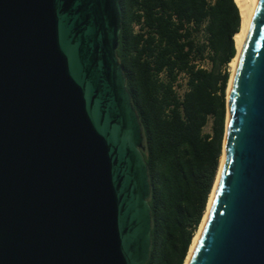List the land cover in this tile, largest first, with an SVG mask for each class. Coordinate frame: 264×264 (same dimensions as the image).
Wrapping results in <instances>:
<instances>
[{"label":"water","instance_id":"95a60500","mask_svg":"<svg viewBox=\"0 0 264 264\" xmlns=\"http://www.w3.org/2000/svg\"><path fill=\"white\" fill-rule=\"evenodd\" d=\"M120 0H0V264H146L151 185ZM237 34V33H236ZM189 264H264V0Z\"/></svg>","mask_w":264,"mask_h":264},{"label":"trees","instance_id":"16d2710c","mask_svg":"<svg viewBox=\"0 0 264 264\" xmlns=\"http://www.w3.org/2000/svg\"><path fill=\"white\" fill-rule=\"evenodd\" d=\"M120 2L118 56L140 116L151 185L146 264H185L221 164L240 9L235 0Z\"/></svg>","mask_w":264,"mask_h":264},{"label":"bare ground","instance_id":"6f19581e","mask_svg":"<svg viewBox=\"0 0 264 264\" xmlns=\"http://www.w3.org/2000/svg\"><path fill=\"white\" fill-rule=\"evenodd\" d=\"M235 2L237 3L239 9H240V14H241V28L240 31L235 35L234 39H235V45L237 48V54L236 56L232 59V61L230 62V80L228 83V88H227V96L229 99L230 96V92L232 90L233 87V83H234V78H235V74L237 72L238 69V65L240 62V58L242 55V52L244 50V47L246 45V42L248 40V36L250 34L251 31V27H252V23L256 14V10L258 7V2L259 0H235ZM229 113V112H228ZM229 116V114H228ZM229 119V117H228ZM224 161H225V151H223L222 154V158H221V164H220V168H219V172L216 178V182L215 185L213 187V190L211 192L209 201H208V205H207V210L204 214L203 220L199 226V229L197 231V233L195 234L192 244L190 246V250L186 259L185 264H189L192 256L197 248V245L200 241V238L204 232V229L206 227L208 218H209V214H210V209L212 207L213 201H214V197L216 194V190L220 181V177L223 171V167H224Z\"/></svg>","mask_w":264,"mask_h":264},{"label":"rangeland","instance_id":"374dc122","mask_svg":"<svg viewBox=\"0 0 264 264\" xmlns=\"http://www.w3.org/2000/svg\"><path fill=\"white\" fill-rule=\"evenodd\" d=\"M209 63H205V65H208ZM230 66V65H229ZM229 111H228V109H227V115H226V123H227V120H228V113ZM211 127H212V122H210L208 125H207V127H206V132H210L211 131Z\"/></svg>","mask_w":264,"mask_h":264},{"label":"built area","instance_id":"2783aa9c","mask_svg":"<svg viewBox=\"0 0 264 264\" xmlns=\"http://www.w3.org/2000/svg\"><path fill=\"white\" fill-rule=\"evenodd\" d=\"M205 63H208V62L206 61ZM205 63H204V64H205ZM229 64H230V63H229ZM206 66H207V65H206Z\"/></svg>","mask_w":264,"mask_h":264}]
</instances>
